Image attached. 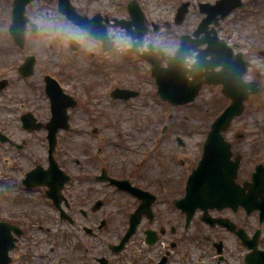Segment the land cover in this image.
<instances>
[{
    "label": "flooded vegetation",
    "instance_id": "flooded-vegetation-1",
    "mask_svg": "<svg viewBox=\"0 0 264 264\" xmlns=\"http://www.w3.org/2000/svg\"><path fill=\"white\" fill-rule=\"evenodd\" d=\"M74 1L69 0L79 19L69 21L59 8L58 0H0L6 10L0 16V28L3 30L0 37L4 43H8L5 48L13 50L8 60H2L4 56L0 55V104L10 108V103H15L14 93L10 91L18 76L21 81L28 83V91L37 97V109H43L41 115H34L29 110L20 113V124L22 119H26V122L40 125L38 128L32 126L29 131L21 126L26 132L25 138L15 141V137L9 134L3 140V133L0 134V221H6L21 232L12 252L11 264H100L101 258L107 264H191L188 257L192 250L194 223L199 221V234L215 230L216 237L227 232L224 227H210L200 222L199 211L187 222L185 214L176 206V202L185 195V187L198 162V156L194 157L192 152V129L187 123L188 119L186 116L177 118L174 113L177 108L191 107L192 103L172 106L161 101L153 81L147 84L149 89L144 95L142 84L145 79H151L150 70L144 61L134 54H128L131 47L129 39L123 44V36L128 38L124 26L128 18H121L122 14L116 18L106 9L87 11L90 4H95L94 0H82V3L77 4ZM127 5L128 1L122 4L124 15H127ZM13 10H16L14 16ZM80 17L83 21L89 20L90 25L81 22ZM13 19L17 22L15 37L23 41L24 53L13 44L8 31ZM48 24H52V27H47ZM58 24L71 25L77 29V36L68 38L57 32ZM149 30L148 35L155 31ZM40 38L55 51L44 52L43 57L32 53L29 41ZM220 38L231 47L233 54L240 52L247 61L242 81L259 88L257 93L247 89L249 94L245 106L264 105V43L258 46L256 38L248 39L240 35L230 37L227 31ZM144 39L140 52L149 44L152 45L151 41L147 39L146 42ZM177 40L178 37H172L175 43L170 53L177 47ZM71 41L75 44L74 51L71 50ZM104 43H107L106 48ZM152 46L153 49L147 48L146 51L155 54L158 47ZM16 53L19 57L12 62ZM112 56H115L113 63L110 62ZM30 57L34 58L33 66L20 71L22 64ZM193 61V57L188 59L189 67ZM121 62L125 67L127 65L126 68L130 67V63L132 65V85L124 78L126 75L120 72L119 80L114 76L117 74L108 67L113 64L119 67ZM188 80L191 81L192 77ZM205 87L216 92L215 101L219 102L221 108L228 104L223 84ZM123 90H131L134 96L128 99L129 94L124 95ZM140 97L142 99L137 102ZM60 99H65L67 103L69 129L61 130L64 122L59 116L56 120L59 125L55 131L53 158L64 174L53 178L52 174H45L49 172V132L46 125L51 118V102ZM27 101L32 106V100L27 98ZM24 103L26 101L20 104ZM104 103L126 105L128 118L133 120L138 116L142 119L140 126L136 125L138 131H113L100 137L101 132L93 127L90 133L86 132L89 135L88 143L80 148L83 163L81 159L68 160L80 169L77 174H73L72 169L64 163L69 149L64 148L62 135L71 133L73 129L74 110L92 104L102 106ZM137 104L142 107V113L139 112L135 117L129 116L130 112L136 113L133 109ZM156 106L160 111L164 107L165 111L158 112ZM147 108L149 110L146 113L144 109ZM9 110L12 113L13 110ZM237 121H241V118ZM254 122L257 124L258 120ZM179 125L183 126L182 130L178 129ZM114 128L118 129V126ZM255 132H250L253 133L252 142L260 138V132ZM183 136L185 141L182 140ZM234 137L240 139L242 135L236 133ZM31 139L36 141L35 146L43 148L41 152H38L40 147H33ZM39 153L44 154V162L34 163L24 170L26 156L35 159ZM238 157L240 163L236 181H251L258 163L264 165V151L254 148L248 162L239 153H234L232 159ZM36 165L43 169L44 180L42 184L26 190L22 185L24 174ZM262 179L264 181V176ZM80 181L90 184L88 192L95 194V197L86 195L87 199L81 200L84 190L78 189ZM18 204L23 206L22 211H18ZM138 212L139 216H135ZM209 213L218 219L228 217L236 227L243 229L249 244L255 243L258 249L264 250V221L259 220L257 212L251 213V218H243L245 221L241 220V210H211ZM132 216L138 220L132 238L139 235V247L127 242L116 253L114 247L130 228ZM16 228L11 230V234L18 232ZM200 237L212 246L216 245L215 241L224 242L222 238L213 241L208 236ZM232 237L237 258L241 259L240 264H244V257L249 250L234 233ZM223 246L222 243V246L216 247L223 248L224 254ZM211 251L215 252V249L212 247ZM223 261L224 256L216 258L213 264Z\"/></svg>",
    "mask_w": 264,
    "mask_h": 264
},
{
    "label": "rangeland",
    "instance_id": "rangeland-1",
    "mask_svg": "<svg viewBox=\"0 0 264 264\" xmlns=\"http://www.w3.org/2000/svg\"><path fill=\"white\" fill-rule=\"evenodd\" d=\"M93 1V0H92ZM96 1L95 4H90L87 11H101V10H108V12L112 16H117L116 18H120L121 14L123 15V19H127V15L123 14V7L122 4L126 3V1L130 0H94ZM141 9L144 12L145 18L147 20L148 26H150L154 22L158 25V30L154 31L150 35H146L145 41L147 42V39L151 41L152 45L158 47L159 49L164 50L166 53H170L172 50V46H174V41H172L173 36H178L182 33L192 34L198 23L201 21L203 15L199 12L198 4L199 3H214L215 0H137ZM190 2V7L188 10V13L186 14L184 20L180 24H174V15L176 11V7L181 4L182 2ZM78 2L82 3V0H76L74 1L75 4ZM0 16H3L6 12L4 3H0ZM91 12V13H92ZM4 13V14H3ZM3 14V15H2ZM257 22L259 27H256L254 25V22ZM151 26L150 30L151 31ZM217 31L219 35H222L223 32L227 31L228 36L234 37L236 35L240 36H246L248 39L256 38V43L258 46L261 45V42L264 43V0H244L243 6L234 11L232 14H230L223 22L220 23V26L217 28ZM0 36H2V29L0 28ZM126 39H128L126 36H123V44L125 43ZM42 41V42H41ZM6 44L4 43V39L0 37V55L4 56L1 57L2 60H8L11 57V53L13 52L12 49L5 48ZM29 45H31V52L35 54L41 55L43 57L44 52L48 53L51 51H55V49L51 50L49 48L48 43H44L43 38H40L39 40H30ZM21 52V51H20ZM24 53V51L22 52ZM19 57L18 53H16L12 57V62H14ZM115 56H112L110 62L113 63ZM122 65L119 67L115 64L108 65V67L117 75H114L115 77H119V73L124 74V78L127 80L129 85H132L133 77H132V70L130 67H132L130 63V67L126 68L121 62ZM115 70V71H114ZM121 76V75H120ZM15 84L13 87H11L10 92L14 93L15 97V103L12 104L10 108H4L2 104H0V134L3 133L6 136L11 134L15 137V141H19L22 138L26 137V132L22 130L19 115L22 112H25L27 110L32 111L34 115H41L43 112V109H37L36 107V98L34 94H32L30 91H28V83H24L21 81L18 76L15 77ZM124 83V82H123ZM151 79H145L142 87H143V94H146V91L149 89L147 84H151ZM217 91V89H216ZM216 93L214 91H211L208 87H203L202 91L197 95L196 99L194 100V103L189 108H177L175 110V117H183L186 116L188 119L187 123L189 126H191L192 133L191 134V143H192V152L194 157L196 156L195 153H198V145L200 142L204 139V134L208 131L210 122L212 119L217 115L218 110L221 108L219 102L215 101ZM96 96H99V93H96ZM27 98H30L32 100V106L28 104ZM142 99L141 97L137 99V102ZM144 99V98H143ZM26 101L24 105H21L20 103ZM89 103L91 101L89 100ZM158 108V112L162 113L165 108L161 107ZM9 109H12V113ZM88 109V112L86 111ZM136 111L130 112L129 116H136L139 112L142 113V107L140 104H137V107H134L133 109ZM149 108L144 109L146 113L148 112ZM154 110V106H153ZM124 116V119L122 117ZM128 118V108H126V105H112V104H103L102 106H94L88 105L87 108H78L73 111V118H72V124L73 129L71 133H64L62 135L63 138V146L65 149H69L66 154V158L64 160V163L66 166H68L70 169H72L73 174H77L80 169L74 165V163H70L68 160H77L81 159V164L84 161V157L82 155V152L80 148L85 147V144L88 143L89 135L87 133H90V130L93 127H97L99 132H101L100 137H104L107 133H111L113 131L116 132H132V129L135 131L137 130V127L140 126V121L142 120L138 116L135 120H131ZM141 119V120H140ZM258 120V123L256 124L254 121ZM236 121V120H235ZM233 122V124L229 127V131L226 133L227 140H229L234 146L233 151L234 153L241 154L242 158H245V160L249 161V154L251 151L255 148L256 150L259 149L260 151H264V133L261 134V132H264V105L257 104L256 106H245L244 113L242 114L241 121ZM260 121V122H259ZM239 123V124H238ZM136 125H138L136 127ZM114 126H118V129H115ZM125 126V129L123 130ZM183 126L178 127L179 130H182ZM236 131L240 132V139H237L234 137ZM258 131L260 132V138L254 140L252 142L253 133ZM87 132V133H86ZM234 132V133H233ZM85 133V134H82ZM249 133V134H246ZM182 140H186V138L183 136ZM31 141L34 143L35 148L40 147L38 152H41L43 148L41 146H35L36 141L31 139ZM99 141V139H98ZM100 145H97V147ZM14 151V150H13ZM6 155H8L7 152H5ZM44 154L39 153L34 158H28V155L26 156V161L23 162V168L24 170L30 168L33 166L34 163H43L44 162ZM5 174V172L3 173ZM11 175V174H10ZM18 176V175H17ZM16 176V177H17ZM78 185H81L78 187V189L82 188L84 190V193L82 194V201L86 200V195H89L91 197H95L93 193H89V183H80ZM98 196H100V192H98ZM81 198V197H80ZM79 198V199H80ZM77 200V199H76ZM18 211L23 210L22 205H17ZM30 211V210H29ZM241 221V220H240ZM242 221H245L242 219ZM196 222V221H195ZM194 229H193V235L194 237H197L196 233H199L198 229L200 227L199 221L197 223H194ZM215 233L217 231H208L207 234H202L205 237H210L213 241L214 239L218 240V238L224 239V252L228 255L226 258L228 259L230 264H240L241 259L238 260V253L234 249V242L233 237L231 235H227L225 233H222L221 235L215 237ZM139 235L134 236L129 240V245H132L136 248H138V239ZM195 245L193 253H190V258L188 257V260L191 262V264H213L214 259V253L211 251L212 245L211 243H206L205 240H195ZM99 244V243H98ZM204 245L205 253L201 254L198 252L200 247ZM100 245V244H99ZM140 245V244H139Z\"/></svg>",
    "mask_w": 264,
    "mask_h": 264
},
{
    "label": "water",
    "instance_id": "water-1",
    "mask_svg": "<svg viewBox=\"0 0 264 264\" xmlns=\"http://www.w3.org/2000/svg\"><path fill=\"white\" fill-rule=\"evenodd\" d=\"M58 3L59 8L67 15L68 18L72 20L79 19L72 6H70L69 0H58ZM241 4V0H219L213 6L201 5V12L205 13L206 17L202 20L198 30L194 34L197 35L201 32H206V35H209V32L206 31V28L211 22L217 24L218 17L220 19H223L234 8L241 6ZM186 7L187 4H184L179 9V14L177 15L178 22L184 18L187 12ZM130 15L132 16L133 21H135L136 19H138V21H136V24L133 21L128 22L126 28L131 34L132 38L137 37L141 39L143 34L145 33V28H142L141 25L144 22V17L141 11H139V9L137 8L135 2L132 3ZM80 20L86 25L89 24L88 21H83L84 19H82L81 17ZM131 24L136 25V28L141 32L131 31ZM211 32L214 34L213 37L210 38L208 36L196 41L190 40L188 36L183 37L181 39V46L179 50L176 51L175 55L168 56L166 58L168 64L167 68L160 67L158 65V61H156L154 57L144 55L143 57L146 58L152 66V73L154 74V76H156L158 84L161 85V80L159 79L160 77H162L164 74H169L168 72H166L167 69H174L179 64L183 65L185 58L190 54V50L195 51L197 50V47L199 45L206 43L208 44V49L198 50V55L196 56L197 62L192 65V69L189 71L193 78V80L189 82L193 91L190 92L187 101L191 100L198 92L200 84H196V80L200 77L205 78V82L207 83L217 84L219 74H224L227 79H229L228 76H232L237 81L240 74H242L241 72L244 71V67L242 68V71L238 70L237 66L233 64L236 59H232L225 53H219L215 40L216 35L214 29H212ZM73 46L74 44L72 43V47ZM208 55L211 56L210 60H206V57ZM218 65L222 67L220 73L214 71V68ZM235 85L236 86L234 87L233 82L227 83L225 81L224 83V87L226 90L225 92L231 99V104L230 106L226 107L225 110L220 114V116H218L212 123L207 136V140L204 145V158L199 163V166L194 171V174L191 176L189 181L187 191L194 197V203L198 204L199 206L209 204L211 206H231L235 208L238 205H242L246 209H249L250 206L254 204L253 200L255 196H264V191L260 193L261 190L258 191V189H255L256 187L253 184H247L244 186V188H239L238 186H236V184L234 183V179L236 176L237 163L233 165L234 168H231V163L227 160L229 157L230 146L226 144L221 133L227 129L231 119L234 116L240 115L243 109V101L246 97L245 95L248 94L247 89L249 88L253 92L256 90L252 85H245L242 82L236 83ZM162 90H169V87ZM236 92L239 94L237 95ZM243 93L245 95H243ZM166 96L167 95H163V98H166ZM182 102H186V100ZM60 111L63 115L64 107H60ZM24 121H26V119H24ZM49 126L50 123H48V128ZM53 135L54 133H52V136ZM230 190H232L231 197ZM244 190H246V193L244 192ZM200 195L208 196V198L201 199ZM217 197L219 198L218 200L216 199ZM135 216H139V212ZM9 242L10 241H8L7 238L0 233V264L9 263V257L7 255V250L11 245V243Z\"/></svg>",
    "mask_w": 264,
    "mask_h": 264
},
{
    "label": "clouds",
    "instance_id": "clouds-1",
    "mask_svg": "<svg viewBox=\"0 0 264 264\" xmlns=\"http://www.w3.org/2000/svg\"><path fill=\"white\" fill-rule=\"evenodd\" d=\"M42 25L45 24V22H41ZM47 27L51 28L52 24L46 25ZM57 32L63 33L65 37L73 38L77 36V29L73 28L71 25L66 24H58L56 25Z\"/></svg>",
    "mask_w": 264,
    "mask_h": 264
}]
</instances>
